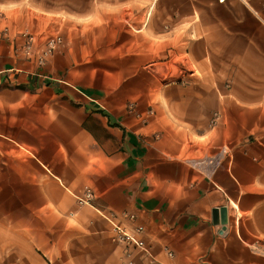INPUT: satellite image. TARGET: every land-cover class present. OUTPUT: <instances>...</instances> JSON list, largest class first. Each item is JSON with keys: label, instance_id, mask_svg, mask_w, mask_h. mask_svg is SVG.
<instances>
[{"label": "crops", "instance_id": "obj_1", "mask_svg": "<svg viewBox=\"0 0 264 264\" xmlns=\"http://www.w3.org/2000/svg\"><path fill=\"white\" fill-rule=\"evenodd\" d=\"M20 1L0 0L17 13L0 18V264H124L100 214L123 212L156 264H264V0H143L146 46L130 22L109 47L122 69L184 57L180 80L144 96L138 81L108 95L43 71L18 30L41 45L65 0H36L35 18Z\"/></svg>", "mask_w": 264, "mask_h": 264}, {"label": "rangeland", "instance_id": "obj_2", "mask_svg": "<svg viewBox=\"0 0 264 264\" xmlns=\"http://www.w3.org/2000/svg\"><path fill=\"white\" fill-rule=\"evenodd\" d=\"M89 1L88 14L81 12L84 9V6H81L84 0H65L58 2L57 14L46 15L50 36L60 35L62 43L57 46L45 65L39 66H45L42 68L43 71L48 72L50 68L58 78L66 79L76 88L99 90L101 94L108 95L117 90L121 84L128 85L133 81L142 84L139 86V92H136L134 88L133 95H151L162 84L180 80L183 71L177 63L183 62L184 57L173 56L172 64L161 65L152 63L158 62L163 56L155 53L153 55L144 54L142 57H147L150 61V57L153 56V62L137 65L139 67L137 70L134 68L126 71L117 62L118 56L112 55L109 50L111 46L117 48L122 45L121 39L125 33L120 27L128 26L130 22L138 31H141L139 34L142 37L138 39L136 46H146L145 18L146 14L150 16L151 12H147L143 0ZM20 2L27 5L28 11L31 12L30 16L35 18L36 0H21ZM29 4L33 5L29 6ZM15 12L13 10L7 14V11H0V18L7 15L17 16ZM153 25L154 32L148 35L149 40L152 41L149 45L153 52H161L163 40L158 30L163 29L166 32L167 24L158 22ZM0 26L2 33H6V29L10 28L6 21ZM25 30L34 33L29 29L18 31ZM179 32H183V29Z\"/></svg>", "mask_w": 264, "mask_h": 264}, {"label": "built area", "instance_id": "obj_3", "mask_svg": "<svg viewBox=\"0 0 264 264\" xmlns=\"http://www.w3.org/2000/svg\"><path fill=\"white\" fill-rule=\"evenodd\" d=\"M223 3L225 0H218ZM249 1V0H245ZM22 39V45L20 48L21 53L28 59H35L37 66L45 65L48 58L56 50L57 46L62 43V37L60 35L48 36L41 45H39L38 37L36 34L30 31H21L18 34ZM132 107V105H130ZM133 109V108H132ZM218 114L214 113L210 123L215 124ZM218 158L214 157L209 160L211 165H216ZM93 198V192L90 188L86 187L83 194L78 197L80 204H90ZM102 217L110 224L112 240L116 244L125 247L127 252L128 260L124 264H135L133 259L130 258V253L132 250L142 252L147 263L146 264H156V260L149 251L146 241L144 239L145 228L141 224L135 225L133 228L119 221V218L127 222H135L136 216L127 212H123L119 215L113 213H100ZM168 257H172L173 253L165 248Z\"/></svg>", "mask_w": 264, "mask_h": 264}, {"label": "water", "instance_id": "obj_4", "mask_svg": "<svg viewBox=\"0 0 264 264\" xmlns=\"http://www.w3.org/2000/svg\"><path fill=\"white\" fill-rule=\"evenodd\" d=\"M223 223H225V221H223Z\"/></svg>", "mask_w": 264, "mask_h": 264}]
</instances>
